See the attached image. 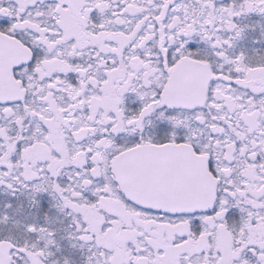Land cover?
Returning <instances> with one entry per match:
<instances>
[{
  "label": "snow or ice",
  "instance_id": "obj_1",
  "mask_svg": "<svg viewBox=\"0 0 264 264\" xmlns=\"http://www.w3.org/2000/svg\"><path fill=\"white\" fill-rule=\"evenodd\" d=\"M0 264H264V0H0Z\"/></svg>",
  "mask_w": 264,
  "mask_h": 264
}]
</instances>
